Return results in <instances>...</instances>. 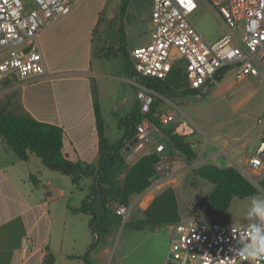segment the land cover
<instances>
[{
	"label": "built area",
	"instance_id": "2783aa9c",
	"mask_svg": "<svg viewBox=\"0 0 264 264\" xmlns=\"http://www.w3.org/2000/svg\"><path fill=\"white\" fill-rule=\"evenodd\" d=\"M80 0H0V81H23L46 73L38 33L66 17ZM209 10L217 18L221 34L207 41L192 23L194 16ZM151 31L147 43L133 47L128 58L134 71L130 83L135 88L139 120L134 137L126 140L118 153L127 165L133 164L139 149L152 136L164 137L147 114L158 97L151 79H165L175 64L182 67L183 90H200L216 75L229 73L234 80L253 76L264 82V0H151ZM162 125L173 123V132L185 136L195 132V124L177 107L163 110ZM253 146L245 172L264 182V113L256 119ZM151 140H154L152 137ZM154 142L150 151L159 154L156 172L147 190L160 188L172 179L165 148L167 140ZM149 152V151H148ZM134 206L116 203L115 214L122 223ZM252 223H258L253 218ZM249 220L226 223L204 216H187L167 224L170 247L165 264H264V256L250 260L238 255L249 236Z\"/></svg>",
	"mask_w": 264,
	"mask_h": 264
},
{
	"label": "crops",
	"instance_id": "0c3cea01",
	"mask_svg": "<svg viewBox=\"0 0 264 264\" xmlns=\"http://www.w3.org/2000/svg\"><path fill=\"white\" fill-rule=\"evenodd\" d=\"M150 10L151 0H148L146 8L139 0L129 1L123 16L127 54L133 47L149 41L152 27ZM95 21L96 18L93 23ZM56 22L42 29L38 37ZM118 28L119 15L117 12L115 21L117 37L109 39L105 27L91 31L90 44L82 46L79 50L85 57L82 66L61 72L62 74H49L46 70L44 75L37 78L4 81L8 86L0 89V92L8 93L5 102L0 107H5L15 114H29L36 120L61 126L63 128V152L71 160L78 161L83 167L93 170H96L98 166L99 152L92 87L96 90L102 115V100L106 92L113 87L112 82L131 85L129 82L131 77L127 74L124 61L121 63L117 59V55H120L117 52ZM114 52H116L115 56H105L106 53ZM248 77L253 76H247L244 79ZM236 81L238 80L230 82ZM207 86L196 91H204ZM158 98L166 108L163 110H170L174 107L179 109L178 104L171 103L169 98L166 102ZM263 108L262 105L251 125L234 138L238 140L235 145L228 146L227 137L220 140L202 138L199 144L201 161L210 158L212 161H205V163L214 161L219 166L216 159L220 154H226L237 145L244 144V147L248 149L245 155L242 156L241 151H238V155L244 158V163L241 164L239 161H234V158H230L236 164L235 168L244 171L254 142L252 137L256 129V119L262 115ZM179 110L183 113L181 109ZM169 126L173 128V123ZM124 134L125 128L119 139ZM105 135L109 140L106 123ZM192 135H185L184 141L191 146L197 157V151L193 148L192 141L189 140ZM163 136L165 137L164 134ZM213 147L217 149L215 152L211 151ZM229 165L232 164L223 166ZM179 171L182 169L173 170L172 178L178 176ZM30 176H33L35 183L32 182ZM66 178L70 181V185L64 184ZM94 186L93 175L82 178L74 184L70 176L46 168L34 153H30L26 160H21L0 137V264H42L48 251L54 256V264H84L78 256L86 252L93 241L94 233L91 227L92 214L82 211L81 208L85 199L91 200L88 197H91ZM168 186L163 185L154 190L146 188L138 194V204H145L142 210L149 205L156 194ZM172 187L175 190V185ZM99 193H93L92 197V208L97 215L93 227L102 229L107 227V230L102 233L99 245L91 254L90 260L94 264H111V256L114 255L112 241L115 234L112 232L122 226V222L113 213L104 212L102 195ZM175 193L179 208V193L176 190ZM97 201L100 202L98 206ZM110 205L111 203L108 208ZM112 215L116 217L113 222ZM180 216L185 218L181 213ZM113 226L115 228L112 229Z\"/></svg>",
	"mask_w": 264,
	"mask_h": 264
},
{
	"label": "rangeland",
	"instance_id": "374dc122",
	"mask_svg": "<svg viewBox=\"0 0 264 264\" xmlns=\"http://www.w3.org/2000/svg\"><path fill=\"white\" fill-rule=\"evenodd\" d=\"M139 1L143 7H147L148 0ZM120 2L121 0H80L66 17L45 30L38 37V42L47 73L62 74L61 72L82 66L85 57H83V52L79 50L82 46L90 44V34L93 29L105 27L109 39L117 37L115 21ZM95 18L96 21L93 23ZM192 23L209 42L216 40L221 34L220 24L209 10H202L200 16H194ZM117 59L121 63L124 61L127 66L124 56L117 55ZM216 80V82H210L206 90L199 91L195 96L169 97L171 103H177L179 109L196 126L197 131L189 140L192 141L191 144L197 151V157L190 160L185 157H176L170 168L174 171L179 169L182 171H179L178 176L164 185H175V190L179 193V209L182 216L206 215L208 218L219 219L226 223H239L248 220L247 209L250 199L252 197H264V187L259 184L261 177L253 175L254 181L258 183L255 184L245 172L240 171L248 181L257 187L258 193L243 198L234 197L225 214L218 217L207 213L202 201V198L211 191L212 184L196 174L194 169L204 164L205 161H212L210 158L201 161L199 144L200 141L202 142V138H218L220 140L227 137L228 146L238 142L234 138L251 125L262 105L264 106V82L255 77L230 82L234 79L229 73L217 77ZM112 83L113 87L109 92H106L102 100V115L107 127V136L110 142H115L124 133V126L120 125L119 122L130 113L133 100L136 98L135 91L130 84L117 81ZM224 84L226 85L223 87ZM7 86V82L0 81V89ZM201 92L204 94L200 95ZM7 94L6 91L0 92V106L5 102ZM157 100L158 103L155 104L154 109L156 111L166 109L161 100L159 98ZM157 122L159 123V121ZM156 125L162 133L164 128L170 127L157 123ZM133 137L134 130L131 132L130 138H126L124 142ZM152 137L154 140H151ZM152 137L143 143L135 157L152 149L154 142L148 144L149 141L165 142V137L156 134ZM216 150L215 147L211 148V151L215 152ZM247 150L244 144H239L233 150L227 151L226 154H220L216 160L219 166L232 164L229 166L237 167L230 158H234V161L243 164L244 158L238 155V151H241L243 156ZM214 164L217 165L216 162ZM64 184H71L68 178L64 180ZM129 202L134 208L127 220L133 221L141 217L142 208L145 204H138V195L132 196ZM99 204L100 202L97 201L96 205ZM111 205L109 208L112 213L116 202L112 201ZM115 219L116 217L112 215V222ZM124 225L125 223H122V226L112 232L115 234L112 241L114 255L111 256V264H165L171 243L167 225L144 226L137 229ZM113 228L115 227L113 226Z\"/></svg>",
	"mask_w": 264,
	"mask_h": 264
},
{
	"label": "trees",
	"instance_id": "16d2710c",
	"mask_svg": "<svg viewBox=\"0 0 264 264\" xmlns=\"http://www.w3.org/2000/svg\"><path fill=\"white\" fill-rule=\"evenodd\" d=\"M129 1L121 0L119 5L117 52L124 56L127 64V74L132 77L134 71L125 50L126 37L123 25V16ZM115 54L116 52L106 53L105 56ZM217 77L219 78L221 75H216ZM182 81V67L175 64L165 79H151V86L157 93L168 97L195 96L199 93L196 90H183ZM133 89L135 91L134 87ZM92 96L99 152L96 170L83 167L78 161L71 160L63 152V128L61 126L36 120L29 114H15L5 107H0V137L21 160H26L30 153H34L46 168L70 176L74 184H77L82 178L94 176L95 186L92 189L91 197H88L91 200L87 201L85 199L81 208L82 211L92 214L91 227L94 233L93 241L86 252L78 256L84 261V264H93L90 256L97 249L102 233L107 230V227L103 228L104 230L93 227V222L97 219L96 212L92 208L93 193L100 192L104 212L111 213L108 205L112 201L119 204H128L132 196L142 193L149 186L150 179L156 172L155 165L159 161V154L149 151L139 156L133 164L127 165L118 153V149L122 147L124 140L130 138L135 123L141 116L138 112L136 99L130 113L119 122L125 128L124 136L118 141L110 143L105 135V123L94 87H92ZM157 103L158 100L152 105L147 117L154 124H161L157 121H159V116L163 110L156 111L154 109ZM163 133L167 139L164 152L169 166L176 157H185L189 160L196 157L194 150L184 141L185 136L175 134L171 127L164 128ZM194 172L212 184L211 191L202 198V201L206 212L218 217L225 214L234 197L243 198L258 193L257 187L248 181L234 166L221 167L213 163H204L195 168ZM30 178L35 183L33 176H30ZM259 184L264 187L263 181ZM112 213L116 215L114 212ZM142 214L143 217L133 221L127 220L124 226L135 229L144 226L156 227L180 220L181 216L174 188L168 186L156 194L149 205L142 210ZM42 264H54V256L51 252L48 251L45 254Z\"/></svg>",
	"mask_w": 264,
	"mask_h": 264
},
{
	"label": "clouds",
	"instance_id": "9594fccd",
	"mask_svg": "<svg viewBox=\"0 0 264 264\" xmlns=\"http://www.w3.org/2000/svg\"><path fill=\"white\" fill-rule=\"evenodd\" d=\"M249 236L238 250V255L255 260L264 256V197H252L248 203ZM255 218L258 223H252Z\"/></svg>",
	"mask_w": 264,
	"mask_h": 264
},
{
	"label": "water",
	"instance_id": "95a60500",
	"mask_svg": "<svg viewBox=\"0 0 264 264\" xmlns=\"http://www.w3.org/2000/svg\"><path fill=\"white\" fill-rule=\"evenodd\" d=\"M204 93L202 92L201 95H203Z\"/></svg>",
	"mask_w": 264,
	"mask_h": 264
}]
</instances>
